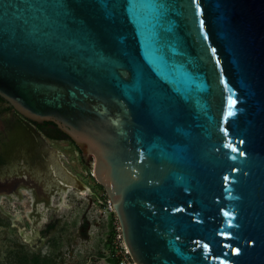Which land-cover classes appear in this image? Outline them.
Listing matches in <instances>:
<instances>
[{"label":"water","instance_id":"1","mask_svg":"<svg viewBox=\"0 0 264 264\" xmlns=\"http://www.w3.org/2000/svg\"><path fill=\"white\" fill-rule=\"evenodd\" d=\"M0 96L92 154L137 264H264V0H0Z\"/></svg>","mask_w":264,"mask_h":264},{"label":"flooded vegetation","instance_id":"2","mask_svg":"<svg viewBox=\"0 0 264 264\" xmlns=\"http://www.w3.org/2000/svg\"><path fill=\"white\" fill-rule=\"evenodd\" d=\"M88 164L92 154L84 152L62 127L27 117L0 96L1 214L31 219V233L38 235V221L47 220L46 211L58 207L51 203L56 193L59 202L67 192L98 197L101 186L92 169L82 175ZM4 200L14 206L13 213L5 210ZM19 205L29 207L18 210Z\"/></svg>","mask_w":264,"mask_h":264},{"label":"rangeland","instance_id":"3","mask_svg":"<svg viewBox=\"0 0 264 264\" xmlns=\"http://www.w3.org/2000/svg\"><path fill=\"white\" fill-rule=\"evenodd\" d=\"M57 195L52 196L51 203L58 207L47 210V220L36 224L38 235L31 233V219H10L0 213V264H19L22 255L44 256L54 264H134L119 236L116 214L108 210L100 187L98 197L67 192L59 202ZM3 205L6 211L14 212L7 200ZM24 207L29 205L17 209ZM110 233L115 235L112 246Z\"/></svg>","mask_w":264,"mask_h":264},{"label":"trees","instance_id":"4","mask_svg":"<svg viewBox=\"0 0 264 264\" xmlns=\"http://www.w3.org/2000/svg\"><path fill=\"white\" fill-rule=\"evenodd\" d=\"M101 186V185H100ZM102 188V186H101ZM104 198L106 197V194L104 192ZM114 233H110L108 235V242L111 243L112 246V240L114 238ZM118 261V259H117ZM19 264H54L53 261H49L47 257L44 256H37V255H22L21 261Z\"/></svg>","mask_w":264,"mask_h":264},{"label":"built area","instance_id":"5","mask_svg":"<svg viewBox=\"0 0 264 264\" xmlns=\"http://www.w3.org/2000/svg\"><path fill=\"white\" fill-rule=\"evenodd\" d=\"M103 193H104V191H103ZM103 198H104V196H103ZM104 200H105V202L107 203V208H108V210L110 211V212H115L114 211V209H113V207H112V205H111V202L109 201V199L107 198V196L104 198ZM115 215V214H114ZM115 220H117V223L119 222L118 221V219H117V216L115 215ZM118 226H120V224L118 223ZM119 236H121L122 237V233H121V228H120V232H119ZM126 247V246H125ZM127 249V248H126ZM128 252V251H127Z\"/></svg>","mask_w":264,"mask_h":264},{"label":"bare ground","instance_id":"6","mask_svg":"<svg viewBox=\"0 0 264 264\" xmlns=\"http://www.w3.org/2000/svg\"><path fill=\"white\" fill-rule=\"evenodd\" d=\"M134 264H137V263H134Z\"/></svg>","mask_w":264,"mask_h":264}]
</instances>
